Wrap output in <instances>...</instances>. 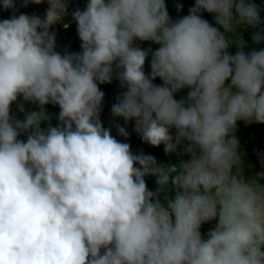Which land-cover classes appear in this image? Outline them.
I'll return each instance as SVG.
<instances>
[{
    "label": "clouds",
    "instance_id": "clouds-1",
    "mask_svg": "<svg viewBox=\"0 0 264 264\" xmlns=\"http://www.w3.org/2000/svg\"><path fill=\"white\" fill-rule=\"evenodd\" d=\"M0 3L15 9V0ZM47 3L43 18L0 20V264H264V184L245 180L234 135L237 121L264 124V50L246 53L236 32L264 23L258 6L195 0L173 21L165 0H88L71 13L81 51L61 55L50 29L68 0ZM136 39L160 47L144 50ZM252 39L264 41V28ZM113 78L126 91L112 115L134 120L141 139L166 154L184 145L188 161L158 164L103 126L99 84ZM21 97L37 105H18L23 120L11 114ZM50 103L60 123L45 128ZM217 218L204 239L201 226Z\"/></svg>",
    "mask_w": 264,
    "mask_h": 264
},
{
    "label": "trees",
    "instance_id": "trees-1",
    "mask_svg": "<svg viewBox=\"0 0 264 264\" xmlns=\"http://www.w3.org/2000/svg\"><path fill=\"white\" fill-rule=\"evenodd\" d=\"M82 1V0H80ZM258 1V0H257ZM16 3V0H15ZM167 11L169 13L170 18L175 21L183 16L189 14V9L195 6V0H165ZM2 3H0V15L2 10ZM179 8V10H178ZM260 12V19L264 22V5L258 6ZM201 17L207 20L212 26L219 27L216 24L214 14H209L205 11H201L199 13ZM71 16L66 15L64 17L63 23L69 24L67 28H63L59 26L58 30L56 31V47L55 51L59 52L61 55L72 53L75 51L81 42L78 34H77V26L75 21L71 22ZM264 28V23H262L257 28L252 27H244L241 30V38L245 41V48L244 51L246 53L251 52L252 50H264V41L260 43H256L253 41L252 36L254 33L260 31ZM223 31V29H221ZM70 44V46H68ZM134 46H138L141 49L148 50L151 49L152 51L157 50L160 45L152 42V41H140L136 39L134 41ZM239 49L237 48L236 44H231L230 48L228 49L229 53L235 55V53ZM150 61H151V53H149V57L146 60L144 70L146 74H150ZM156 85H162L163 81L157 78L153 81ZM99 88L102 92H104V98L102 101L103 107L101 108L100 120L104 119L107 126L106 128L111 129V131H117V122H120V118L117 117L116 121L113 120V115L111 112L112 106L118 102V99L122 97L124 91H126L125 87L121 86L119 80L113 78L111 83L99 84ZM23 104L25 111L36 110L37 105L31 104L30 102H24L22 97L18 98L17 103H14L11 106V114L12 115H21L24 116V112L18 110V105ZM45 111L47 112L48 116L50 117L49 121H45L42 124V127H47L50 123L53 127L59 125L58 114H59V106L54 104L45 105ZM130 122V121H128ZM121 127V126H120ZM236 138L239 141L242 151L245 153V156L251 162L253 169L256 173H259L264 176V124L259 123H245L244 121H237L236 131L234 133ZM26 141V139H23ZM131 146H133V153L140 154L143 152L146 155H152L155 157L158 164L169 166L175 165V153L166 154L164 151V145L161 144L159 147H154L146 142H144L141 137H134L131 141ZM147 188L150 191L155 192L157 190L156 178L154 176L148 175L145 177ZM165 193H161L159 198L162 203L165 202ZM169 197H174V192L167 193ZM213 222H207L206 228L204 230H200L202 237L205 239L207 234L210 230H212Z\"/></svg>",
    "mask_w": 264,
    "mask_h": 264
},
{
    "label": "rangeland",
    "instance_id": "rangeland-1",
    "mask_svg": "<svg viewBox=\"0 0 264 264\" xmlns=\"http://www.w3.org/2000/svg\"><path fill=\"white\" fill-rule=\"evenodd\" d=\"M246 2H248V0H246ZM251 2L255 3L257 6H263L264 5V0H258V1L257 0H251ZM87 3H88V0H82V1H80V0H68V13H67V15L71 16V13L77 8H79L80 10H84L87 6ZM48 7H49V5L47 3V0H45V2L38 4V5L31 3L29 1L27 6L23 5V0H16L14 10L13 9L5 10L2 7L0 20L10 19L13 15L19 16L20 14H27L29 16L37 15V16L43 18ZM70 21L74 22L72 19ZM243 28L244 27L238 26L236 28V32L238 34H241V30ZM80 44H81V42L79 43L77 49L75 51H72V53H78L81 51ZM233 44H235V43H233ZM68 46H70V44H68ZM188 92H189V89L185 88V89H182L179 92L175 93L174 95H175V98L177 100H180L182 98H186ZM15 117L17 119H20V120L24 119V116H21V115H15ZM116 119H117V117L113 116V120L116 121ZM101 122H102L103 126L106 128L107 124H106L105 120L102 119ZM116 125L124 127L125 130L129 134L128 137L125 138V137L119 135L118 131H111V134L117 140H119L121 142L129 143L131 146L132 139L134 137H140V135H138L135 131V121L134 120L126 123L123 118H120V122H117ZM175 132H176L175 128L171 129V134L173 136L175 135ZM19 139H21V140L26 139V134L22 133L20 135ZM184 144H187V142L185 141ZM183 146L184 145H181L180 147H178L177 152H175L176 164L188 161L191 158L190 155L183 154ZM133 148L134 147L131 146L132 152H133ZM238 152L240 153V156H241V162H242V167H243V176H244L245 180H250L252 178L259 176L260 177L259 183L264 184V176L259 174V173H256L254 171L251 162L245 156V153L242 151L240 144H239ZM211 222H213V225H214L213 227L215 228L216 224L218 223V218L216 220L211 221ZM205 228H206V223H204L201 226L200 230H204ZM205 239H207V237Z\"/></svg>",
    "mask_w": 264,
    "mask_h": 264
},
{
    "label": "built area",
    "instance_id": "built-area-1",
    "mask_svg": "<svg viewBox=\"0 0 264 264\" xmlns=\"http://www.w3.org/2000/svg\"><path fill=\"white\" fill-rule=\"evenodd\" d=\"M63 20H64V18H63ZM63 20L58 22V23H56L55 25H53L52 28L50 29V31L56 33V31L58 30L59 26H62L63 28H67L69 26V24L63 23ZM65 25H67V27H65ZM102 107H103V104H102L101 108ZM100 114H101V112H100Z\"/></svg>",
    "mask_w": 264,
    "mask_h": 264
},
{
    "label": "water",
    "instance_id": "water-1",
    "mask_svg": "<svg viewBox=\"0 0 264 264\" xmlns=\"http://www.w3.org/2000/svg\"><path fill=\"white\" fill-rule=\"evenodd\" d=\"M30 1V0H29Z\"/></svg>",
    "mask_w": 264,
    "mask_h": 264
}]
</instances>
